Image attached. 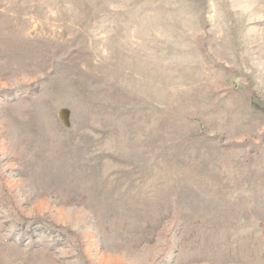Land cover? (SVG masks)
Listing matches in <instances>:
<instances>
[{
    "label": "rangeland",
    "instance_id": "obj_1",
    "mask_svg": "<svg viewBox=\"0 0 264 264\" xmlns=\"http://www.w3.org/2000/svg\"><path fill=\"white\" fill-rule=\"evenodd\" d=\"M0 264H264V0H0Z\"/></svg>",
    "mask_w": 264,
    "mask_h": 264
}]
</instances>
